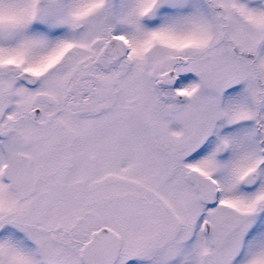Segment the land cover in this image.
<instances>
[{"label": "snow or ice", "instance_id": "obj_1", "mask_svg": "<svg viewBox=\"0 0 264 264\" xmlns=\"http://www.w3.org/2000/svg\"><path fill=\"white\" fill-rule=\"evenodd\" d=\"M0 264H264V0H0Z\"/></svg>", "mask_w": 264, "mask_h": 264}]
</instances>
